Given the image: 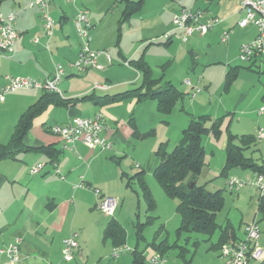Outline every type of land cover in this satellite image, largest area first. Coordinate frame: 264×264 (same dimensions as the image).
<instances>
[{
  "label": "crops",
  "instance_id": "1",
  "mask_svg": "<svg viewBox=\"0 0 264 264\" xmlns=\"http://www.w3.org/2000/svg\"><path fill=\"white\" fill-rule=\"evenodd\" d=\"M48 5L55 20L50 38L45 34L38 7L29 6L28 0L0 2L1 16L7 15L10 11L15 13L14 28L18 35L13 52L6 55L0 53V88L5 83V75L31 76L42 81L51 75L54 64L60 63L65 69L59 83L60 96L65 100L75 99L73 103L67 105L47 106L32 120L23 137V144L30 150L19 152L15 159L0 161V248L11 242L15 236H21L20 259L15 264H86L90 256L94 260L92 264H130L131 254L127 253L114 257L117 260L112 263H104L101 260L106 254L111 253L113 247L109 240H103L104 227L111 219L120 223L122 209L127 199L130 200L129 188L136 182L133 176L137 172H143L147 185L150 183V177L159 163L156 154L159 144L165 143L167 150L170 146L173 148L180 142L181 131L186 127L188 118L202 114H195L186 109L179 115L172 111L166 116L158 111L156 100L151 98L138 101L133 96L100 105L84 96L111 95L140 87L141 72L128 62L142 58L150 67L151 76L160 79L159 86L169 83L177 88L184 94L181 102L186 95L190 96L189 109L193 110L197 100H200L197 96L202 90L193 97L190 95L191 91L203 82L195 77L193 80L188 79L191 84L185 83L186 88L179 89L175 84L177 78L180 81L186 77L185 67L188 61L190 60L191 68H194L202 59L203 52L207 55L205 60L207 64H216L224 59L227 62V66L224 67L226 72L234 66L243 67L233 65L238 58L239 46L254 39L257 31L252 24L238 26V21L243 15L240 0H142L140 9L124 21H120L123 10V3L120 0L75 2L50 0ZM80 8L87 9L92 24L89 29L91 48L105 50L111 56L112 63L109 65L105 56L98 55V61L104 65L101 70L88 68L85 71H77L72 65L80 49V41L73 22ZM181 8L203 9L207 16L215 17L218 21L207 33L203 35L193 33L186 41H182L180 30L175 29L171 23L173 14ZM224 31L230 33L227 41L222 42L219 37ZM166 32L171 34L168 42L161 39ZM154 37L161 40L152 41ZM35 38L37 41H34ZM218 42L224 43L225 46L216 45ZM45 44L48 45V49ZM183 48L188 50L190 58L176 66L174 65L176 52H182ZM215 54L214 58L207 59ZM153 57L160 60L153 64L151 62ZM242 62L248 63L245 68L257 67L264 74V52ZM154 65L158 67L157 71L154 70ZM177 71L179 76L176 77ZM95 82L105 84L107 87L93 88ZM43 91L37 88L18 89L6 94L5 100L0 101V144H6L10 140L19 116ZM263 92L264 82H261L250 101L260 100ZM244 97L240 96V99H237L239 105L245 102ZM223 100L222 97V106L219 109L221 112L224 111L222 115L225 116L231 112L230 106ZM248 102L241 109V118L238 121L243 118L250 121V132L242 134L255 135L258 127L264 129V124H260L264 111L259 113V108L263 105L253 111L250 110ZM182 110L184 111L183 106ZM98 111L102 114L105 124L103 134L111 141L110 148L89 149L81 141H76L73 148L66 147L63 140L50 131L53 124L66 123L76 116L91 117ZM254 115L256 121L252 124ZM159 133L163 135L160 136ZM233 134L241 135L238 132ZM257 142L260 143L251 149L258 152L260 163L264 159V138L257 139ZM47 147L56 152V161L50 162V156L44 151ZM37 163L44 164L42 170L30 174L29 168ZM220 167L222 166L211 170V177H222L224 187L220 183L212 185L216 190L225 191L227 178L220 175ZM254 173L250 169L232 168L228 175L249 179ZM198 179L199 175L194 181L196 185H201ZM79 182H83L84 186H76ZM246 186L236 191L226 189L228 196H223L224 207L220 211L223 219L221 223L217 222L220 228L217 229L215 242L210 246V249L218 251V254L220 253L216 244L222 227L230 226L234 234L233 240H240L244 238L245 225L253 220L258 221L259 244L264 248V219H260L259 199L256 192ZM92 188H98L100 193L96 195ZM103 195L118 199L112 216L104 215L97 208V203ZM173 207L176 211V204ZM217 217L218 214L216 220ZM170 219L176 220L174 212L167 221ZM71 233L77 234L78 248L73 259L65 261L62 259V240ZM153 241L156 243L165 241L164 258L170 247H179L178 256L184 261L183 264L191 263L192 259H186L185 253L188 249L183 245L176 242L170 244L166 238L161 240L154 238ZM136 246L138 247V243ZM151 248L152 252L148 256L142 249L145 264H150L149 258L154 253H159L152 246ZM76 254H80L79 257H75ZM0 264L12 262L0 253ZM214 264L225 263L217 261ZM247 264H264V261L249 260Z\"/></svg>",
  "mask_w": 264,
  "mask_h": 264
},
{
  "label": "trees",
  "instance_id": "2",
  "mask_svg": "<svg viewBox=\"0 0 264 264\" xmlns=\"http://www.w3.org/2000/svg\"><path fill=\"white\" fill-rule=\"evenodd\" d=\"M2 0H0L1 2ZM123 3V10L120 21L126 20L133 12L140 9L142 0H120ZM168 42V40L166 41ZM129 65L137 68L142 75L140 87L125 90L111 95H85V98L91 99L95 104H109L118 102L128 97L135 96L138 101L151 98L156 100L157 109L163 114L171 112L173 107L182 100L184 94L169 83L159 86L160 79H154L151 76L150 67L139 58L130 60ZM251 67V66H248ZM239 66L231 67L225 74L224 88L228 89L238 75ZM82 97V98H84ZM74 100L62 99L59 93L43 91L40 97L31 104L19 116L10 140L6 144H0V161L3 159H15L21 151L30 150L23 144V137L30 128L32 120L42 113L50 104L67 105ZM264 107V92L261 96ZM188 124L181 131L182 136L179 143L174 145L171 150H167L165 143L159 144L156 154L159 157V163L155 167L153 176L156 178L164 194L176 199V211L180 216V224L177 232H198L210 237L220 228L217 224L216 216L224 207V189L214 191L207 190L204 185H196L195 177L202 170L204 162V147L202 145V136L205 133H211L215 137L221 134V125L223 117L210 118L207 114L191 116L188 118ZM210 122V124H207ZM256 136L252 134L236 135L228 130L225 159L220 170V175L228 177V172L232 168L250 169L253 172H264V159L260 163L256 162L251 156H246L245 152L256 144ZM50 156V162L56 161V152L50 147L44 149ZM138 182L143 200L146 203V218L142 222L138 219L135 228L137 243L143 239V226L150 223L155 216L152 212L156 208V201L144 179L143 172H137L134 176ZM194 184L190 187V182ZM258 211L260 219H264V195L258 197ZM258 222V221H257ZM234 234L231 227L226 225L222 227L219 240L216 244L218 248L226 241H233ZM103 240H109L113 246L124 245L126 242V231L123 226L115 219H111L103 230ZM150 245L154 250L159 251L163 256L165 252V241L156 243L152 241ZM130 264H145V255L137 246L131 250Z\"/></svg>",
  "mask_w": 264,
  "mask_h": 264
},
{
  "label": "built area",
  "instance_id": "3",
  "mask_svg": "<svg viewBox=\"0 0 264 264\" xmlns=\"http://www.w3.org/2000/svg\"><path fill=\"white\" fill-rule=\"evenodd\" d=\"M67 2H75L76 0H65ZM50 0H28L29 6H36L39 9L43 28L47 38L53 34L55 20L49 10ZM264 0H240V10L242 12L241 20L238 21L239 27H245L252 24L256 28L255 38L249 42L241 43L238 51V58L241 61H248L255 55L264 52ZM218 19L206 15L203 9L181 8L174 13L171 23L175 29L180 30L182 41H186L193 33L201 35L207 33ZM15 13L10 11L5 16L0 14V53L6 55L14 50V42L18 35L14 28ZM74 27L80 41V49L73 61L72 65L77 71H85L88 68L101 70L104 65L98 61V55H103L107 63H112L111 56L105 50H95L90 46V30L92 24L89 20L88 11L85 8L77 10L74 19ZM230 31H224L220 40L227 41ZM171 38L170 32L162 35L161 39L168 40ZM37 41V38L34 39ZM48 49V45L45 44ZM64 67L60 63H55L52 73L42 81L31 76H12L5 75V83L0 88V101L5 100V95L18 89L37 88L45 91L56 92L61 94L58 83L61 82L64 75ZM185 83L190 85L187 79ZM107 85L95 82L93 88L104 89ZM201 89L194 87L191 91V97L196 95ZM264 111V107L259 108V113ZM105 124L102 114L98 111L91 117H72L66 123L53 124L50 131L59 136L66 147L73 148L76 141H81L89 149L99 148L107 149L111 146V141L103 134ZM256 138H264L263 127H258L255 133ZM44 164L37 163L29 168L30 174L39 173ZM58 171V169H56ZM248 185L257 194L258 197L264 195V172H256L254 175L243 180L236 176H228L226 186L230 191H236L242 186ZM76 186L83 187V182H79ZM94 193L98 195L100 190L92 188ZM116 197L103 195L97 203V208L104 215L112 216L118 204ZM76 233H71L62 240V259L71 261L78 248ZM260 228L256 220L251 221L244 227V238L240 240L226 241L219 248L220 256L225 264H247L249 260L262 262L264 260V248L259 244ZM21 236H15L11 242L0 248V253L4 254L7 259L15 264L20 259ZM131 249L127 245L113 246L110 256L117 257ZM150 264H165V258L160 253H154L149 258Z\"/></svg>",
  "mask_w": 264,
  "mask_h": 264
},
{
  "label": "rangeland",
  "instance_id": "4",
  "mask_svg": "<svg viewBox=\"0 0 264 264\" xmlns=\"http://www.w3.org/2000/svg\"><path fill=\"white\" fill-rule=\"evenodd\" d=\"M159 40L161 39H159L158 37H154L152 41L158 42ZM216 45L225 46V44L221 42L216 43ZM181 51L182 52H176L177 56L174 64L176 66L181 65L182 63H184L185 59L189 60L190 58V54L188 50H186V48L181 49ZM201 54L202 59L199 61V64L194 66V68H191L192 66L189 63V60L188 64L185 67V71L187 74L186 77H183V79H180V81L177 78V81H175L176 86L181 89L186 88L185 80H193V78L195 77L197 79L199 78V81L203 82H201L202 84L200 83L201 85L199 86V88L202 90L200 91L201 93H197V98H200V100L198 99L199 102L197 100L193 110L189 109V103L191 101V98L190 96L186 95L183 102L178 101V103L173 107L174 109H172L171 112L173 111L172 113H177V115H179L180 112L184 113L186 109H188L190 112H194L195 114H207L210 116V118H214L223 116L222 114L224 111L221 112L220 110L222 106V97L224 98L223 101L230 106L229 111L233 114L228 113L223 116L220 130L221 134L218 137H215L211 133H205L202 136L205 164L203 165L201 173L199 174L198 182L201 185H204L207 190L214 191L216 190V188L213 187L214 183H220L222 184V187H224L223 178H212L211 170L219 168V166H222L221 164L224 163V149L226 145L225 143L228 130L232 133L238 132L239 134L250 132V121L245 120L244 118L241 121H238V119L241 118V109H243L245 107V104L250 101L252 95H254L255 93V90L260 87L261 82H264V74L263 71H260L257 67H252V69L245 68L248 63L242 62L241 60H239V58H237L236 62L233 63V65H243V67L239 68L238 76H236L237 78L232 82L228 89H225L224 85L226 70L224 69V67L227 66V62L222 59L221 62H217L216 64H207L205 62L207 55L203 52ZM185 56H187V58ZM215 56L216 54L208 57L207 59L214 58ZM157 60L160 59L153 57V61L151 62L155 64ZM153 67L154 70H158V67H155V65ZM177 75L178 71L176 72V77ZM58 87L60 89L61 85L59 84ZM240 96H245V102L239 105V103H237V99H240ZM248 103L250 110L253 111L258 110V107L260 105H263L261 99H254ZM182 106L184 108V111L182 110ZM166 116H169V114H166ZM262 116L263 117L260 118L261 125L264 124V115ZM253 117L254 119H252V124H255V115ZM207 124H210V122H207ZM162 135L160 134V136ZM259 143L260 142H257L254 146ZM254 146L252 147V149L254 148ZM171 148L172 147L170 146L168 149L171 150ZM252 149L247 150L245 154L246 156H252L258 162L259 154L257 151ZM220 153L222 156L220 155ZM151 177L150 183H148V185L150 187L154 200L156 201L157 208H155L152 212V215H154L155 218L150 223L143 226L144 238L138 241V247L141 250L143 249L145 255L148 256L152 252V248L149 243H151L154 238H158V240L166 238L168 243L172 244L176 242L188 249V251L185 253V256L186 259H192L190 264H214L217 261H219L220 263H224L220 254H218V251L210 249L211 244L214 243L216 240L218 230L212 236H210L211 239L205 234L198 232L182 231L181 233H178L177 228L179 226L180 216L173 207V205L177 203V200L167 197L162 191L156 178L154 176ZM131 186L132 188H129L130 200L127 199V202L122 209L123 214L121 215L120 223L126 231L125 245L129 246L130 244L129 248L132 250L137 244L136 228L134 227L137 219L136 215H138V219L140 221L143 222L145 220L146 203L145 200H143L144 198L140 191L138 182L132 183ZM246 187H248V185ZM226 189H228L227 186ZM226 189L224 191V197L228 196V191ZM173 212L176 215V220L170 219L169 221H167V219L170 218V214ZM222 216L223 215L221 214V212H219L217 217L218 223L222 222ZM194 242L196 243L194 244ZM126 253L130 255L131 251L129 250ZM79 255L80 254H76L75 257H79ZM178 255L179 247H170L165 254V264H183L184 261ZM101 260L104 261V263H112L117 259L110 256V253H108ZM93 261V257L90 256V259L86 264H92Z\"/></svg>",
  "mask_w": 264,
  "mask_h": 264
},
{
  "label": "water",
  "instance_id": "5",
  "mask_svg": "<svg viewBox=\"0 0 264 264\" xmlns=\"http://www.w3.org/2000/svg\"><path fill=\"white\" fill-rule=\"evenodd\" d=\"M193 184H194V182H193V181H191L189 186H190V187H192V186H193Z\"/></svg>",
  "mask_w": 264,
  "mask_h": 264
}]
</instances>
